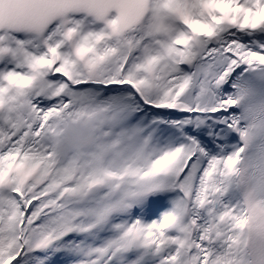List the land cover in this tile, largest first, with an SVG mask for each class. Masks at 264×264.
Masks as SVG:
<instances>
[{
	"label": "snow or ice",
	"instance_id": "1",
	"mask_svg": "<svg viewBox=\"0 0 264 264\" xmlns=\"http://www.w3.org/2000/svg\"><path fill=\"white\" fill-rule=\"evenodd\" d=\"M244 155L264 0H0V264H239Z\"/></svg>",
	"mask_w": 264,
	"mask_h": 264
},
{
	"label": "clouds",
	"instance_id": "2",
	"mask_svg": "<svg viewBox=\"0 0 264 264\" xmlns=\"http://www.w3.org/2000/svg\"><path fill=\"white\" fill-rule=\"evenodd\" d=\"M230 179L246 215L239 264H264V172L244 155Z\"/></svg>",
	"mask_w": 264,
	"mask_h": 264
}]
</instances>
